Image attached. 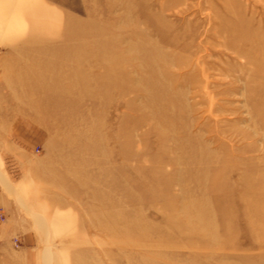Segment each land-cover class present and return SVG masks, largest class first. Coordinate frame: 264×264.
Segmentation results:
<instances>
[{
	"label": "rangeland",
	"instance_id": "1",
	"mask_svg": "<svg viewBox=\"0 0 264 264\" xmlns=\"http://www.w3.org/2000/svg\"><path fill=\"white\" fill-rule=\"evenodd\" d=\"M0 264H264V0H0Z\"/></svg>",
	"mask_w": 264,
	"mask_h": 264
},
{
	"label": "crops",
	"instance_id": "2",
	"mask_svg": "<svg viewBox=\"0 0 264 264\" xmlns=\"http://www.w3.org/2000/svg\"><path fill=\"white\" fill-rule=\"evenodd\" d=\"M7 151H9V145H7ZM3 160V162H2ZM2 165L5 167L6 169V174H7V178L9 177V154L7 155V157L5 159H2ZM9 180V179H8ZM7 180V185L9 186V181Z\"/></svg>",
	"mask_w": 264,
	"mask_h": 264
}]
</instances>
